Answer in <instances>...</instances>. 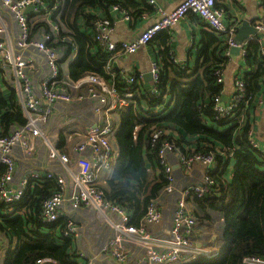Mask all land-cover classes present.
I'll return each instance as SVG.
<instances>
[{
	"label": "built area",
	"instance_id": "1",
	"mask_svg": "<svg viewBox=\"0 0 264 264\" xmlns=\"http://www.w3.org/2000/svg\"><path fill=\"white\" fill-rule=\"evenodd\" d=\"M146 1L156 6L155 0ZM64 8L62 0L53 4L48 0H0V72L5 84L15 91L27 120L23 126H13L8 135H0V167L4 169L0 176V202L10 206L8 214L14 213V205L35 183L43 179L56 181L58 190L41 203V220L46 224L67 220L62 234L73 240L83 264H192L202 257H216L221 249L212 248L210 241H206L208 234L201 229L193 203L194 197H203L217 188L212 177L216 155L196 152L185 155L175 144L162 143L158 157L168 186L163 198L147 207L140 226L133 224V215L126 208L105 200L98 185L117 169L119 152L115 136L120 131V112L129 107L137 108L135 97L139 87L151 96H159L157 84L161 68L158 60L150 62L152 81L148 89L142 86L144 74L121 71L123 90L117 89L115 64L118 60L145 49L160 33L171 31L190 14L199 17L209 31L227 41L224 56L228 61L231 49L236 47L241 48L243 60L247 42L237 44L239 26L225 23L224 11L216 8V0H183L171 12L157 8L161 19L142 31L136 40L116 43L113 41L114 22L117 19L132 22L134 18L115 6L112 10L119 14L115 20L101 18L93 26L95 41L108 54L105 71L111 75L110 79L89 74L73 81L69 70L78 58V51L75 46L70 50L61 45L72 42L69 37H62L67 34L64 23L53 19L55 14L61 18ZM38 24L44 27L35 32L32 25ZM254 27L257 35L249 41L255 40L261 45L264 19L257 21ZM172 61L184 69L177 59ZM216 77L218 83L224 84V70H218ZM262 87L264 89V81ZM223 97L214 100L215 120L242 123L244 118L239 108L249 105L252 98L247 95L240 76L234 82L231 97L226 101ZM171 109L168 98L155 109L143 106L149 119L166 116ZM52 125L55 128H51ZM62 134L66 138L67 153L60 149ZM168 134L163 127L152 128L151 145L154 147ZM251 143L259 149L253 139ZM219 153L233 154L229 149ZM198 169L202 171L199 181L179 187L178 174L193 177ZM168 201L171 206L169 227L153 232L152 227L165 225L164 206ZM16 212L17 216L27 214L25 210ZM87 221L92 222L95 229L97 226L98 234L105 231L107 236L86 243ZM4 246L0 235V255ZM37 264L55 262L40 259ZM244 264H264V258L248 257Z\"/></svg>",
	"mask_w": 264,
	"mask_h": 264
},
{
	"label": "trees",
	"instance_id": "2",
	"mask_svg": "<svg viewBox=\"0 0 264 264\" xmlns=\"http://www.w3.org/2000/svg\"><path fill=\"white\" fill-rule=\"evenodd\" d=\"M56 1L48 0L50 4ZM220 1L216 0V8L224 10ZM62 2L65 8L61 18L55 14L53 19L64 23L67 34L62 37H69L72 43L66 41L61 45L70 50L75 46L78 51V58L69 70L70 78L78 81L89 74H97L109 80L111 75L105 71L108 54L94 39V22L101 18L112 20L110 10L115 6L126 10L138 21L145 12L141 9L142 2ZM32 27L37 32L44 26ZM156 38L151 45L160 42ZM161 44L159 96H151L146 89L139 87L135 97L137 108L129 107L120 112V131L115 136L119 152L117 169L98 185V190L109 203L126 208L133 215V224L140 226L147 207L163 198L168 186L158 157L162 143L175 144L185 155L192 152L214 154L216 166L212 177L217 188L203 197H194L193 203L201 229L210 235L206 241L212 240L209 244L221 252L214 258H199L192 264H244L248 257L264 258V152L252 146V128L248 120L250 105L261 92L264 81L262 47L255 40L246 44L243 60L250 70L241 79L252 100L249 105L239 108L244 120L237 124L215 120L214 100L224 96V84L218 83L216 73L227 66L228 58L224 56L227 41L212 31L204 33L197 47L196 66L184 69L174 65V53L168 38ZM115 74L117 89L123 90L119 78L121 71L117 70ZM3 80L0 72V135L6 136L13 126H23L27 120L22 115L15 91L7 85L5 92L2 89ZM167 98L172 104L168 115L149 119L143 112L144 105L155 109ZM156 126L163 127L169 134L153 147L149 135ZM60 149L68 152L63 134ZM223 149L231 150L232 156L219 153ZM3 171L0 167V176ZM179 177L180 174V186L184 180ZM57 190V182L46 179L30 187L23 199L14 205L16 211L25 210L26 216H17L16 211L8 214L10 206L0 202V235L5 244L2 264H37L40 259H52L55 264H83L75 252L73 240L62 234L67 220L52 224L41 220V203Z\"/></svg>",
	"mask_w": 264,
	"mask_h": 264
},
{
	"label": "crops",
	"instance_id": "3",
	"mask_svg": "<svg viewBox=\"0 0 264 264\" xmlns=\"http://www.w3.org/2000/svg\"><path fill=\"white\" fill-rule=\"evenodd\" d=\"M136 3H141V9H145L144 16L138 21L123 22L117 19L114 22V33L113 41L116 43L121 42H132L136 40L138 35L149 28L161 18L157 13V8H161L165 11H173L177 5L183 0H155L156 6L150 5L146 0H132ZM221 6L224 8V20L227 25L241 26L243 21H249L254 26L257 21L264 19V1L263 0H221ZM112 20H115L119 16L118 13L110 10ZM209 32L205 24L196 15L190 14L184 20L181 21L174 29L169 32H162L156 39H159V43L156 45L147 46L145 49L139 51L137 54L132 56H122L115 64L118 71H122L128 74H148L149 66L151 61L158 60L162 54V48L160 45L162 42L170 41L171 48L173 49L174 58L177 59L179 65L182 67L194 68L198 62L197 47L203 40L204 33ZM155 39V40H156ZM262 53L264 55V38L261 44ZM161 54V55H160ZM248 66H245V62L241 56L237 59L231 57L230 61H227V66L224 70V97L230 98L234 92V82L237 77H241L244 73L249 72ZM4 81V80H3ZM1 83L4 92L5 82ZM151 82H147L143 79L142 86L147 89L150 87ZM7 88V87H6ZM248 120L251 124V135L252 139L259 145V149L264 152V89L262 87L261 92L258 94L256 100L250 105ZM55 126H51V128ZM51 130V129H49ZM202 175V171L198 169L193 177L185 176L183 173L180 174V179H183V185H188L189 182L199 181ZM187 178V179H184ZM190 184V183H189ZM180 185L179 187H182ZM166 221L165 225L161 228H153V232L165 230L169 227L171 221V206L170 201L164 206ZM169 221V223H168ZM167 223V224H166ZM87 228L91 227L94 229L91 236H89V244L107 236V232H101L95 229L94 224L89 221L86 222ZM91 226V227H90ZM204 234H207L204 232ZM98 236L97 239H95ZM207 236H210L209 234ZM211 238V237H210ZM215 239V236H213ZM211 241V240H210ZM214 243V242H213ZM88 244V245H89ZM4 249V248H3ZM3 262V256L0 255V264Z\"/></svg>",
	"mask_w": 264,
	"mask_h": 264
},
{
	"label": "water",
	"instance_id": "4",
	"mask_svg": "<svg viewBox=\"0 0 264 264\" xmlns=\"http://www.w3.org/2000/svg\"><path fill=\"white\" fill-rule=\"evenodd\" d=\"M257 35V31L255 27L251 24L249 21H243L241 26L238 29V34L236 36V42L238 45H241L245 42H248L250 40V37H254ZM241 48L236 47L231 49V57L233 59H237L240 57ZM144 79L147 82L152 81V75L150 73L144 75ZM223 100H227L225 97H223Z\"/></svg>",
	"mask_w": 264,
	"mask_h": 264
},
{
	"label": "rangeland",
	"instance_id": "5",
	"mask_svg": "<svg viewBox=\"0 0 264 264\" xmlns=\"http://www.w3.org/2000/svg\"><path fill=\"white\" fill-rule=\"evenodd\" d=\"M168 223H169V221H168ZM167 224V223H166ZM169 225V224H168ZM91 227V226H90ZM153 228H157V227H153ZM93 231H94V229L91 227V229L90 228H88L87 229V232L85 233L86 235H85V237H84V241L86 242V243H88V241H89V236H91V233H93ZM210 243H212V240L210 241ZM5 249V248H4ZM3 254L4 253H2V256H3Z\"/></svg>",
	"mask_w": 264,
	"mask_h": 264
}]
</instances>
